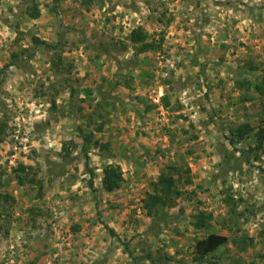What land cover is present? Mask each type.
Here are the masks:
<instances>
[{
    "label": "rangeland",
    "instance_id": "rangeland-1",
    "mask_svg": "<svg viewBox=\"0 0 264 264\" xmlns=\"http://www.w3.org/2000/svg\"><path fill=\"white\" fill-rule=\"evenodd\" d=\"M263 80L264 0H0V264H198L211 232L230 238L212 261L264 264ZM185 163L151 216L153 183Z\"/></svg>",
    "mask_w": 264,
    "mask_h": 264
},
{
    "label": "trees",
    "instance_id": "trees-1",
    "mask_svg": "<svg viewBox=\"0 0 264 264\" xmlns=\"http://www.w3.org/2000/svg\"><path fill=\"white\" fill-rule=\"evenodd\" d=\"M34 18L40 17V12L37 8L33 10ZM148 39V35L143 33L141 30L133 31L131 35V42L135 45H140L137 48L138 53H147L155 49L153 43L146 42ZM248 82H238L237 87L239 89H244L245 87L249 89ZM251 88V87H250ZM254 91L259 95L261 101V109H262V117L263 121L262 124L259 126L258 130L255 133V140L257 144V148L255 151L263 150L264 149V80L261 83H257L253 86ZM163 102V106L169 107L170 101L168 96H164L161 98ZM254 131V128L248 124H242L240 126L233 127L230 130L229 136L227 138L229 144L234 149L237 148L239 144L245 141ZM91 138L84 137L85 145L83 146V152L85 157H87V150L90 146ZM94 144L97 147L100 146L99 141H95ZM89 145V146H88ZM107 147V146H103ZM65 150V149H64ZM186 169L180 168L178 166H171L167 167L160 175L157 182L153 183V190L154 193L149 195L147 200L145 201V208L148 210V213L152 216V214L157 215L163 208H173L178 199L182 196V192L178 189V182L181 180L182 176H189L191 173L188 165L185 163ZM88 166V164H87ZM32 167H26L24 165L20 166V172L23 173L24 176L28 178L30 175V171H32ZM19 182L22 185H25L26 180L23 178H19ZM124 182L123 171L120 166L118 165H109L103 171V179L102 185L103 189L109 193L115 192L119 190L122 183ZM3 197L0 194V199ZM7 199V196H5ZM228 206L232 205L231 207V214L235 215L237 210L234 209L236 206L233 204V200L228 198L226 199ZM200 223L196 226L197 230H210L212 225V215L201 214ZM241 215V214H240ZM230 242V238L226 235L217 234L214 232L209 233L206 237L198 239L195 244V258L198 264H221L220 261H212L215 258H212L214 254H216L221 248L228 245ZM210 259V260H209Z\"/></svg>",
    "mask_w": 264,
    "mask_h": 264
}]
</instances>
